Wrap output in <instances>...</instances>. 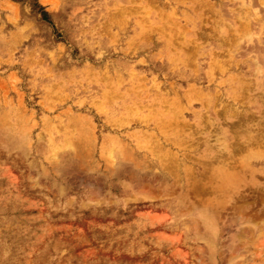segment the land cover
<instances>
[{
  "label": "rangeland",
  "instance_id": "rangeland-1",
  "mask_svg": "<svg viewBox=\"0 0 264 264\" xmlns=\"http://www.w3.org/2000/svg\"><path fill=\"white\" fill-rule=\"evenodd\" d=\"M0 264H264V0H0Z\"/></svg>",
  "mask_w": 264,
  "mask_h": 264
}]
</instances>
